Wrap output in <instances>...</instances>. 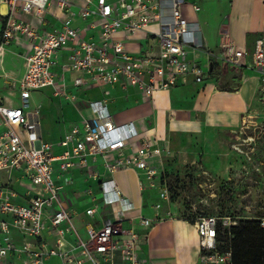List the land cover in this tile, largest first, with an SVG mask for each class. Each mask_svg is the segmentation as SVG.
Returning a JSON list of instances; mask_svg holds the SVG:
<instances>
[{"label": "built area", "instance_id": "1", "mask_svg": "<svg viewBox=\"0 0 264 264\" xmlns=\"http://www.w3.org/2000/svg\"><path fill=\"white\" fill-rule=\"evenodd\" d=\"M79 1L0 0L7 9L6 15H0V52L16 44L24 49L25 62L24 75L18 81L10 78L18 84L20 103L0 95V174L6 176L0 185V264H10L12 255H24L25 264H49L52 258L62 264H145L148 257L136 225L151 229L162 217L151 219L141 212L128 216L137 208L124 196L114 175L136 169L141 191L157 189L166 201L164 161L169 149L161 146L165 140L138 131L133 122L118 124L109 110V94L111 89L126 93L136 88L154 101L158 92H168L189 77L203 84L215 70L212 64L204 67L192 58L198 52L208 59L215 55L204 43L200 23L184 15V0ZM92 17L96 20L89 22ZM76 20L89 24L79 28ZM89 28H100L97 40L88 38ZM119 32L129 40H147L149 48L129 50L116 39ZM218 47L226 64H243L247 52L227 35ZM65 51L70 54L62 60ZM250 67L264 77L262 40L256 43ZM70 74L79 76L68 85ZM99 87L104 97L81 107L73 89ZM47 88L81 114L78 124L56 142L44 141L41 124L32 122L40 116L42 105L29 110L33 94ZM99 159L104 173L97 170ZM72 171L83 172L87 182L100 183L103 200L86 214L101 213L103 224L100 228L89 224L86 240L78 234L74 224L78 214L65 193L73 182ZM87 192L93 195L92 190ZM229 221L223 223L227 228L236 224ZM217 223L207 216L195 223L202 263L233 264L231 252L217 253ZM45 231L54 240L53 247L43 239ZM13 233L22 239L21 245L13 240Z\"/></svg>", "mask_w": 264, "mask_h": 264}, {"label": "crops", "instance_id": "2", "mask_svg": "<svg viewBox=\"0 0 264 264\" xmlns=\"http://www.w3.org/2000/svg\"><path fill=\"white\" fill-rule=\"evenodd\" d=\"M80 3L79 0H73ZM114 1V0H111ZM184 15L191 20H197L203 32L204 43L207 48L214 52V57L208 59L203 52H198L194 58L204 67L208 63L212 64L215 69L217 80L210 79L203 84H198L192 77L186 82L180 81L177 86L168 92H158L155 99L149 100L142 96L136 88H130L124 93L119 88L111 89L108 100L109 110L116 122L120 125L133 122L140 132L149 131L148 135L157 134L160 139L166 141L161 146L169 143L167 134L169 133H190L196 134L202 128L215 126H229L232 123L239 122L242 116L253 107L256 100L257 91L260 86V73L253 70L250 66L254 61V52L256 43L259 40L264 41V1L263 0H230L228 9L221 12V7L226 0H184ZM193 6L199 7V11H194ZM7 10V9H6ZM1 15V14H0ZM47 19L52 22L50 16ZM1 20V19H0ZM92 17L89 22H94ZM215 22L214 30L216 35H211V23ZM76 20L74 25L84 28L86 24ZM1 30L3 28L2 20L0 22ZM155 28L154 26L151 27ZM100 28H89L87 31L88 38L98 39ZM227 35L229 40L233 41L237 47L247 52L241 66H232L224 62L222 53L219 49V42L222 36ZM116 39L126 45L129 50L142 52L146 51L148 42L145 39L129 40L125 37L124 32H119ZM12 48L21 54L15 56L14 51L7 49L0 52V79H3L2 88L5 90L3 97H7L17 103L14 99L18 98V84L12 81L14 88L8 91L7 80L10 78L18 81L25 73V62L23 59L24 49L11 44ZM12 54L13 56H11ZM70 52L65 51L61 56L65 60ZM20 68V73L14 72V68ZM224 73H236L239 86H234L232 79H227L224 83L217 81L221 79ZM78 74L68 76V85ZM79 96V105L89 101L101 100L103 90L99 88H81L73 89ZM97 96V97H95ZM57 99V98H56ZM122 103L121 107H118ZM69 103V102H67ZM83 103V104H82ZM70 104V103H69ZM72 105L80 115V119L64 127L63 133L52 141L56 142L63 137L66 129L77 125L81 120L79 110ZM167 157L168 154L165 153ZM97 170L104 173L103 161L99 159ZM73 182L65 189L66 197L69 200L70 208L78 216L74 217V224L81 239L88 238V225L100 228L103 224L101 213H96L93 217L87 216L86 211L96 203H101L102 194L100 183L98 181H86L85 174L81 171H72L69 174ZM119 188L124 196L136 207V212H141L145 217L155 219V208L150 199L154 190L141 191L139 186V175L136 169L118 172L114 175ZM143 178V177H142ZM6 181L5 174H0V185ZM134 182L138 188V194H131L127 189V182ZM92 190L96 198L87 191ZM159 192V191H158ZM139 196V201L135 204L131 201ZM131 197V198H130ZM148 212V214L146 213ZM173 213V211H172ZM174 214V213H173ZM162 215V220L155 223L151 229H146L140 224L136 225L137 232L144 235L143 245L148 257L145 264H202V254L199 244V235L195 225L186 220L175 216V214ZM13 240L21 245L22 239L13 233ZM3 235L0 233V240ZM44 240L48 241L50 246L55 245L54 240L44 233ZM71 242H76L74 235H69ZM39 242H41L39 240ZM25 256L18 257L12 255L9 259L10 264H25ZM49 264H62L59 258H52Z\"/></svg>", "mask_w": 264, "mask_h": 264}, {"label": "rangeland", "instance_id": "3", "mask_svg": "<svg viewBox=\"0 0 264 264\" xmlns=\"http://www.w3.org/2000/svg\"><path fill=\"white\" fill-rule=\"evenodd\" d=\"M229 1L226 0L221 12L228 9ZM214 27L213 21L210 27L212 37L216 35ZM4 49L13 50L15 56L21 57L12 46ZM20 71V68H14L16 74ZM229 78L234 86H239L236 73H224L217 86ZM260 78L253 107L239 122L202 128L196 134H167L169 152L164 167L169 199L162 200L158 190H154L150 199L156 217L174 213L189 221L202 216L214 217L219 221L222 214L232 215V219L221 218L222 224L228 219L232 224L243 219L264 218V77L260 75ZM2 84L3 79H0L1 94L5 92ZM7 84L8 91L15 87L11 80H7ZM14 100L20 103L18 98ZM38 105H42L41 114L32 118V122L41 124L44 141H54L63 133L65 126L80 119L72 105L53 97L51 88L33 94L29 110ZM118 105L121 107L122 103ZM126 186L131 194H138L134 182L128 181ZM131 199L135 204L139 196ZM158 205L161 206L157 209ZM223 227L226 226L223 224ZM138 236L139 240H144L141 232H138Z\"/></svg>", "mask_w": 264, "mask_h": 264}, {"label": "trees", "instance_id": "4", "mask_svg": "<svg viewBox=\"0 0 264 264\" xmlns=\"http://www.w3.org/2000/svg\"><path fill=\"white\" fill-rule=\"evenodd\" d=\"M217 75L214 70L212 78L216 79ZM226 217L231 218L232 215L222 214L217 223V253L231 252L233 264H264V228L261 227V218L233 221L236 224L227 228L221 222V218ZM199 218L184 220L195 225Z\"/></svg>", "mask_w": 264, "mask_h": 264}, {"label": "bare ground", "instance_id": "5", "mask_svg": "<svg viewBox=\"0 0 264 264\" xmlns=\"http://www.w3.org/2000/svg\"><path fill=\"white\" fill-rule=\"evenodd\" d=\"M0 14L1 15L7 14V10H6V7L4 5H0Z\"/></svg>", "mask_w": 264, "mask_h": 264}]
</instances>
